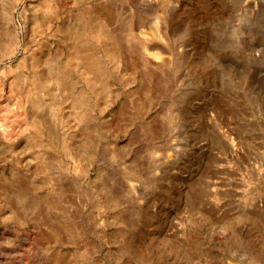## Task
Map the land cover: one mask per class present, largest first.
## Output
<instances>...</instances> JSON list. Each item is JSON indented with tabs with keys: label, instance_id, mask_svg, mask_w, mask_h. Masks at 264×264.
<instances>
[{
	"label": "rangeland",
	"instance_id": "rangeland-1",
	"mask_svg": "<svg viewBox=\"0 0 264 264\" xmlns=\"http://www.w3.org/2000/svg\"><path fill=\"white\" fill-rule=\"evenodd\" d=\"M0 264H264V0H0Z\"/></svg>",
	"mask_w": 264,
	"mask_h": 264
},
{
	"label": "bare ground",
	"instance_id": "bare-ground-1",
	"mask_svg": "<svg viewBox=\"0 0 264 264\" xmlns=\"http://www.w3.org/2000/svg\"><path fill=\"white\" fill-rule=\"evenodd\" d=\"M102 11H104V10H102ZM111 18H112V14L110 13V11H105L104 13H101V12L97 11V13L94 14V15H92L90 13L89 21H90V24L93 25V27L95 29V33L94 34L97 35V36L108 34L109 32L107 31L105 20L108 21ZM108 22H110V21H108ZM75 32L76 33H80V31H78V30L75 31ZM115 47H116V45H115ZM89 62H90V64H88L86 66L87 70L90 69V66H93L92 65L93 63L91 61H89ZM87 70H85V72ZM57 80H59V82L63 83L65 79H64V77H59V78H57ZM41 81H42V83H44L43 79H41Z\"/></svg>",
	"mask_w": 264,
	"mask_h": 264
}]
</instances>
